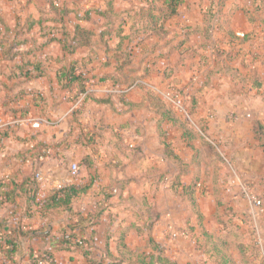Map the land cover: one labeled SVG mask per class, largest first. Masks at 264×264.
<instances>
[{
    "label": "crops",
    "instance_id": "obj_1",
    "mask_svg": "<svg viewBox=\"0 0 264 264\" xmlns=\"http://www.w3.org/2000/svg\"><path fill=\"white\" fill-rule=\"evenodd\" d=\"M43 1L0 0V115L8 119L20 115L42 116L53 122L43 124L40 129L25 124L0 132V264H39L33 255L44 253L52 254L55 262L52 264H88L81 250L60 247L64 233L70 231H65L66 226L69 229L73 226L78 237L90 238L93 254L99 258L107 255L108 245L110 256L122 260L120 264H131V259L124 256L154 253L148 242L150 236L175 264H252L261 253L254 250L256 242L245 219L251 202L243 194L242 184L251 186L264 201V148L257 137L258 124H264V89L260 88L259 72H250L237 58L223 55L238 47L236 44L242 40L238 36L257 30L246 16L244 6L236 3L228 6L223 0H183L177 14L166 19L164 30H154L143 20L135 30L139 24H134L133 19L121 25L116 19L109 23L97 12L107 8L108 0H63L61 5L67 12L61 25L46 20L50 16L49 1ZM23 2L21 9L11 8V4ZM140 5L138 0H114L116 12ZM40 18L44 20L42 24ZM55 24L63 26L65 31H72L80 24L95 35L89 44L67 53L57 39L61 33L46 30V25ZM119 27L123 33H117ZM106 28L111 33L102 37L101 31ZM121 42L122 48L118 50L116 47ZM106 44L109 47L103 51L101 47ZM72 59L78 61V72L86 75L87 83L94 79L106 82L97 86L101 91L102 87H115L111 83L121 86L143 78L147 83L178 86L187 96L191 95L195 104L191 112L188 109L190 116L197 126L204 127L208 140L224 150L223 158L229 165L233 164L234 175L229 171L218 174L215 166L197 167L198 154L190 146L194 143L193 136L183 133L174 136L175 150L188 162L191 175L188 181L198 175L204 182V189L195 192L200 201L202 227L209 233V239L221 241L224 247L215 244L210 253L205 246L196 244L194 237L171 239L165 209L151 207L147 200L130 204L118 197L111 201L104 195L95 197L94 191H89L93 184L73 202V209L89 219L80 224L70 219V208H48L44 204L57 179L46 186L38 184L35 198L29 200L34 195L30 178L49 160L55 169L58 159L55 149L59 143H69L62 157L78 161L82 167L85 162L91 165L87 174L115 175L130 168L131 160L116 167L114 160H119L116 154L109 158V164L99 167L91 144L95 135H89L90 128L82 129L74 138L69 135L73 122L84 127L93 120L90 105L78 106V100L74 99L76 89L64 88L60 80V71ZM36 63L41 65L44 75L28 78L27 73L34 70ZM146 91L137 89L121 98L124 102L120 103L114 95L101 102L111 108L123 107L128 114L111 115L108 124L132 126L129 112L136 114ZM155 109L151 120L155 124L163 122L164 108ZM108 141L143 144L142 160L145 155L148 158L147 145L155 143L157 151L153 155L158 158L159 146V158L163 160L162 140L157 134L123 133ZM80 179L84 181L76 177L77 185ZM114 190L115 196L117 187ZM261 224L264 240V215ZM2 233L12 244H3ZM15 237L19 239L17 244ZM12 248L15 253L8 257L6 252Z\"/></svg>",
    "mask_w": 264,
    "mask_h": 264
},
{
    "label": "rangeland",
    "instance_id": "obj_2",
    "mask_svg": "<svg viewBox=\"0 0 264 264\" xmlns=\"http://www.w3.org/2000/svg\"><path fill=\"white\" fill-rule=\"evenodd\" d=\"M38 1L44 3L43 0ZM53 1H55L56 3H61L63 0ZM223 1H225L228 6L235 3L238 5L242 4L249 21L253 25L257 26V30L255 32L249 31L248 33H245L244 36H238L242 39L236 44L238 47H234L232 51L229 49V51L227 53H223V55H226L229 59L235 60L237 58L236 60L240 61V64H242L244 67H248V70L250 72H259V74H261L260 88L264 89V0ZM23 5L24 2L13 3V5L11 4V8H13L14 6V9L17 10L21 9ZM108 47L109 46L103 45L101 49L104 51L108 49ZM213 47V50L216 51V46L213 45ZM225 64H227V62H225ZM139 79L144 80L143 78H135L131 82L125 83L121 86H116L111 83L115 87H106L123 88ZM88 81V87L93 89L97 88V86L101 85L102 83H106L105 81L95 79ZM145 82L146 81L144 80V83L137 85L134 89L125 94H119L116 92L108 93L103 91L104 89H102V91L97 89L98 91L95 90L93 92V96L89 98L88 103L84 98H82L83 95L75 97L74 99L78 100V106L79 104L84 105L85 103V106L90 105V111H92L93 116V123L90 122L84 127H80L78 124L74 125L75 122H73V125H70V129H68L69 135L71 137L73 136L74 138V136L77 135V133H79L82 129L90 128L89 135L91 133L95 135V142L91 144L93 146L95 159H97L99 167L109 164V158H111L112 155L116 154L115 157H118L119 160H114L115 166H123L126 161L131 160V163L133 164L130 163V168H126L124 173L122 174L117 173L115 175H101L94 173L87 174V171H90L91 165L85 162L82 167V164L76 161L79 166V171L76 175L72 176L69 168L73 161L67 160L68 158L62 157L63 151L67 149V145H69V143H64V145L62 143H59L56 144V147L58 149L54 148L56 150L58 158L56 162L58 165V167L57 165L56 167L58 169L56 170L54 164V171L51 168L52 166L50 164V160L47 161V163L42 166L43 168L40 169L39 167L35 170V173H33L32 175L33 178H30L29 180V184L31 186V183L35 182L36 184H41V186H46L45 184H48L51 180L54 181V179H57L54 183V191L63 186H67L66 184H77L76 177L82 178V180L84 181H81L80 179V186L83 187L84 185L90 184L91 187V185L93 184V187L89 191L91 192V190H93L94 194L92 195H94L95 197L104 195V198L109 199L110 201L113 200L114 197H118L121 201L124 200L125 202H128L130 204H139L140 202H146L147 200L148 204L151 207L158 206V208L160 209H165V214L167 215L168 220H170L167 223V227L170 223H172L177 227L184 228L189 232V236L191 238L194 237L196 244L205 246V248L207 249L206 251L208 252L214 250L213 246L215 244H218L220 247H224L221 241L209 239V237H207V233L204 232L201 219L202 215L200 213V201L197 197V194L195 196L196 191H202L204 189V182L199 180L198 175H194V177L190 181H188L189 177L191 176L188 174V162L186 161V158H182V156L176 152L175 147L177 146V144L174 143L173 137L181 133L186 134L187 136H193L192 138H194V143H192L190 146H192V151H194L195 154H198L196 155V158H199L200 164L199 162H197V167L207 168L215 166L217 168L218 174H220L221 172L225 173V171H229L234 175V166L233 164L229 165L226 159L223 158L225 152L222 148H220V145L218 143L209 141L206 137L204 127L197 126L194 119H192L193 117L190 116V108L193 109V106L195 104V101L191 100L190 98L191 95L187 96L183 89L175 85H162L155 82ZM137 89H147V91L145 95L143 94V105L138 108L136 114L135 112H133L132 115L131 111L129 112L131 114L129 118H131L132 120V126H110L111 123L108 124V120L110 119L111 115L128 114L123 111V107L122 109H118V106L117 108H111L106 104L99 103L97 101L95 102L93 98H108L114 95L117 100H120L118 102L120 103L124 102L121 98L126 97L127 94ZM170 90H174L180 93L185 107L190 111H188V115L181 112L180 109L176 108L175 105L168 99L166 93ZM97 94H99L100 96H97ZM156 106H162L164 108L163 112L166 119H164L163 122H158L155 124L151 119H154L153 111L156 110ZM80 108L81 107L77 108L76 110ZM134 115L137 119H133ZM75 117L76 116H74V118ZM144 119L146 121H143ZM24 125L25 124L11 126L5 128L4 130H1L0 132H7L11 128H19L23 127ZM144 125H146V127ZM145 132L147 134H157L159 139L161 138V149L164 152L163 160L159 158V146H157L158 158L156 159V157L153 155L157 151L155 143H150L151 145H147L148 158L147 155H145L146 158L142 160L141 155L143 153V144L138 142L118 144L108 141L113 136H117L123 133H128L130 136H132L144 134ZM140 160H142V165L139 167ZM196 174L199 173L196 171ZM38 175H40V178L37 177ZM183 182H185V184H183ZM116 187L118 193H116L114 196V189ZM119 194L121 195L120 197L118 196ZM74 201L77 202V199H75ZM149 211L151 212L152 209H149ZM153 212V214L158 213V211ZM59 214L62 215L63 213ZM175 214L177 216H175ZM245 219L248 221L247 225H249L251 233L256 242L257 235L254 230L255 227L252 226V222L250 221V219H248V217ZM262 228L263 227L261 224V237ZM262 242L263 246L257 245V242L255 244L256 246L254 247V250L256 252H260L261 254L259 258L256 257V259L253 260L254 262H252V264H264V240H262ZM124 257L129 258L128 256Z\"/></svg>",
    "mask_w": 264,
    "mask_h": 264
},
{
    "label": "trees",
    "instance_id": "obj_3",
    "mask_svg": "<svg viewBox=\"0 0 264 264\" xmlns=\"http://www.w3.org/2000/svg\"><path fill=\"white\" fill-rule=\"evenodd\" d=\"M11 1H16V0H11ZM138 1L139 3L142 4V6L141 5L140 7L131 6L121 12H116L114 10V0H108L107 8L105 10H97V12L103 14L109 23L112 22L113 19H116L120 22L121 25L123 23L128 22V20L133 19L134 24H136L137 22H138L137 24H139V26L136 27L135 30H138L140 28L141 26L140 24L143 21H146L148 26L154 30H164L166 19L168 17L177 14L178 7L183 0H138ZM66 12L67 10L61 5V3H56L55 1L51 0L49 1V10H48L50 16L49 18L47 17L46 20L48 21L53 20V22H59V24L61 25ZM38 21L40 24H42L44 20L43 18H40ZM45 27L47 28L46 30H49L52 34L61 33L62 36L58 37L57 39L61 42L63 51L67 53H73L76 50V48H78L79 46L89 44L93 36L95 35V32L93 30L83 27L80 24L75 25L72 31H65L63 30V26H58L56 24L46 25ZM121 32L123 33V29L119 27L117 33L120 34ZM110 33H111L110 28H106L101 31V36L104 37L105 35H108ZM5 41H7V39H5ZM5 41L3 40L2 43L5 44ZM106 45L108 46V44ZM116 48L118 50L121 49L122 42L119 43ZM123 63L124 64L128 63L126 55H125V60H123ZM78 66H79L78 61L72 59L70 65L62 69L59 73L60 80L63 82L62 84L63 87L69 90L75 88L77 97L83 95L89 88L87 85V77L84 73L78 72ZM27 75L28 78H32L35 76H42L44 75V71L41 68V65L39 63H36L34 64V70L28 72ZM91 96H93V92L87 93L86 95H84L83 98L86 100ZM93 99L101 103V102H107L109 98L94 97ZM257 137L260 139L261 144L264 148V124L261 122L258 124ZM37 188H38V184L32 182L31 193H34V195L29 196V200L35 198ZM88 188H90V184L84 185L83 187L77 184H70L67 186H63L58 190H54L53 192H51L49 196L46 198L44 204L48 208H52V207L70 208L71 210L70 219L75 224L83 223L89 219L73 209V202L82 191H85ZM150 225L151 224H148L147 226L148 229L151 228ZM67 230L70 231L64 233L60 242V247L64 249L81 250L83 255L86 257L88 264H120L123 262L122 260H117L114 256H110L111 254L109 253L108 245L106 246L107 255L101 258L97 257L96 255L93 254V249L92 250L88 249L84 244L87 243L93 248L94 244L90 238L78 237L73 232V226H70V229L66 226L65 231ZM1 235H4L3 244L4 245L9 244L10 238H8L5 233H2ZM207 237H209V234H207ZM18 241L19 239L17 238V241H15L14 243L17 244ZM148 242L151 249L154 250L155 252L151 254L141 253L138 255H130L128 257L131 259V264H175L164 254L161 245L158 244L153 239L152 236L149 237ZM14 253H15V249L12 248L6 252V255L8 257H11L14 255ZM50 255H51L50 263L51 264L55 263L52 254ZM33 258L36 262H38L37 255L35 256L33 255Z\"/></svg>",
    "mask_w": 264,
    "mask_h": 264
},
{
    "label": "built area",
    "instance_id": "obj_4",
    "mask_svg": "<svg viewBox=\"0 0 264 264\" xmlns=\"http://www.w3.org/2000/svg\"><path fill=\"white\" fill-rule=\"evenodd\" d=\"M239 35H243V34H239ZM101 82V81H100ZM144 83V80H137L135 82H133L130 85H127L123 88H107V87H102L105 92H116L119 94H125L129 91H131L132 89H134L137 85ZM146 83V82H145ZM103 84V83H102ZM98 85V86H102ZM97 91L96 88H88V90L83 94L86 95L89 92H94ZM168 99L175 105L176 108L180 109L181 112L185 113L186 115H188V110L185 107L184 103H183V99L180 96V93L174 90H170L169 92L166 93ZM82 97V98H83ZM22 124H27L32 128H40L43 124H53L52 120L44 118L42 116L40 117H33L30 115L27 116H15L12 118H6L2 115H0V131L4 130L5 128L11 127V126H18V125H22ZM70 173L72 176L76 175L79 171V166L77 162H72L70 165ZM38 178H40V175L37 176ZM242 192L243 194L247 197V199L251 202V207L250 210L248 212V214L246 215L248 217V219H250V221L252 222V226L255 227V232L257 235V245L263 246V242H262V237L260 234V229H261V222H262V218L264 215V201L263 198L259 197L257 194H255L252 191L251 186H249L248 184H242ZM167 232L168 235L171 239H178V238H189V232L187 230H185L184 228H180L177 227L176 225L170 223L167 227ZM85 246L92 250L93 248L88 245L87 243H84ZM264 250V249H263ZM37 260L39 264H48L51 261V255L50 253H44L41 255L37 256Z\"/></svg>",
    "mask_w": 264,
    "mask_h": 264
}]
</instances>
